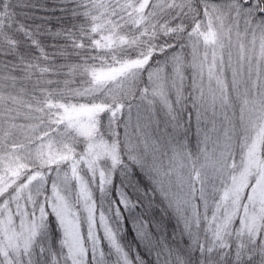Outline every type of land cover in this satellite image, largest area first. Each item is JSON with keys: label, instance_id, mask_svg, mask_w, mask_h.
<instances>
[{"label": "snow or ice", "instance_id": "obj_1", "mask_svg": "<svg viewBox=\"0 0 264 264\" xmlns=\"http://www.w3.org/2000/svg\"><path fill=\"white\" fill-rule=\"evenodd\" d=\"M0 264H264V0H0Z\"/></svg>", "mask_w": 264, "mask_h": 264}]
</instances>
